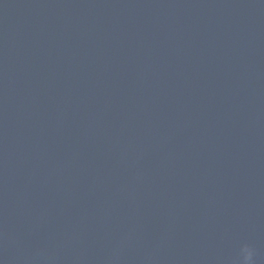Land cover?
Returning a JSON list of instances; mask_svg holds the SVG:
<instances>
[{
    "label": "water",
    "instance_id": "95a60500",
    "mask_svg": "<svg viewBox=\"0 0 264 264\" xmlns=\"http://www.w3.org/2000/svg\"><path fill=\"white\" fill-rule=\"evenodd\" d=\"M264 264V0H0V264Z\"/></svg>",
    "mask_w": 264,
    "mask_h": 264
},
{
    "label": "clouds",
    "instance_id": "9594fccd",
    "mask_svg": "<svg viewBox=\"0 0 264 264\" xmlns=\"http://www.w3.org/2000/svg\"><path fill=\"white\" fill-rule=\"evenodd\" d=\"M255 250L249 244H242L239 248L237 264H255Z\"/></svg>",
    "mask_w": 264,
    "mask_h": 264
}]
</instances>
